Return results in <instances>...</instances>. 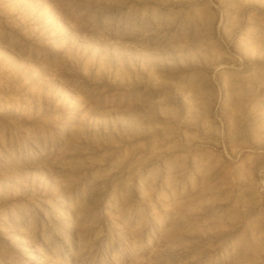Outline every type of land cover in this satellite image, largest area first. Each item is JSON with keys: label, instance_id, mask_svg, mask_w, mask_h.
I'll return each instance as SVG.
<instances>
[{"label": "rangeland", "instance_id": "rangeland-1", "mask_svg": "<svg viewBox=\"0 0 264 264\" xmlns=\"http://www.w3.org/2000/svg\"><path fill=\"white\" fill-rule=\"evenodd\" d=\"M0 264H264V0H0Z\"/></svg>", "mask_w": 264, "mask_h": 264}, {"label": "bare ground", "instance_id": "bare-ground-1", "mask_svg": "<svg viewBox=\"0 0 264 264\" xmlns=\"http://www.w3.org/2000/svg\"><path fill=\"white\" fill-rule=\"evenodd\" d=\"M26 219V218H25ZM28 219V218H27ZM29 220V219H28ZM19 223V222H18ZM19 225V224H18ZM20 226V225H19ZM23 226V225H22ZM20 229H22V227H19ZM19 236V235H18ZM19 244V243H18ZM22 249V248H21ZM24 249V248H23ZM23 255V254H22ZM26 260V259H25ZM29 263V262H28Z\"/></svg>", "mask_w": 264, "mask_h": 264}]
</instances>
